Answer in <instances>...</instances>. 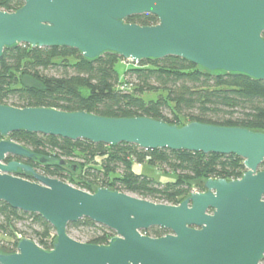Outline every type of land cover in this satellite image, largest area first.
Returning a JSON list of instances; mask_svg holds the SVG:
<instances>
[{"label":"water","instance_id":"95a60500","mask_svg":"<svg viewBox=\"0 0 264 264\" xmlns=\"http://www.w3.org/2000/svg\"><path fill=\"white\" fill-rule=\"evenodd\" d=\"M17 1L23 7L14 13L0 9V60L5 50L20 45L70 48L89 61L105 54L135 64L174 57L209 73L264 81V0ZM146 14L156 16L158 25L126 23ZM18 132L143 150L235 155L244 160L246 173L239 180L201 182L205 191L192 193L179 205L106 188L88 193L25 163L51 164L74 173L80 168L7 139ZM0 135L5 138L0 141V202L41 216L56 232L51 251L23 238L16 253L0 251V264H262L264 132L0 105ZM83 219L116 236L107 245L70 237L68 226ZM152 228L169 234H144Z\"/></svg>","mask_w":264,"mask_h":264},{"label":"trees","instance_id":"16d2710c","mask_svg":"<svg viewBox=\"0 0 264 264\" xmlns=\"http://www.w3.org/2000/svg\"><path fill=\"white\" fill-rule=\"evenodd\" d=\"M22 7L23 3L17 0H0V9L5 12L14 13ZM126 23L151 27L158 25L159 20L146 14L128 18ZM123 61L115 54L89 61L70 48L20 45L7 49L0 60V105L86 112L105 118H151L178 127L201 123L264 132V81L241 74L209 73L174 57L142 61L122 77L117 65ZM22 77L38 81L41 87L23 86ZM150 95L156 98L148 99ZM4 139L0 135V141ZM7 139L39 156L85 157L78 189L94 193L106 188L158 204H181L192 194L191 181L202 185L208 179L239 180L246 173L244 160L235 155L143 150L128 144L106 146L27 132L13 133ZM144 164L168 169L176 176L175 181L161 184L137 174L135 165ZM65 171L60 166L41 169L45 176L66 182ZM260 171H264V163ZM201 190L205 191L203 185ZM26 221L37 227L33 237L17 228ZM80 228L86 229L88 244L107 245L116 236L114 231L89 219L70 224L67 233L70 236ZM144 234L161 238L169 232L152 228ZM18 235L35 241L46 251H51L56 241L54 228L41 216L0 202V236L13 239L11 250L0 251L16 253Z\"/></svg>","mask_w":264,"mask_h":264},{"label":"rangeland","instance_id":"374dc122","mask_svg":"<svg viewBox=\"0 0 264 264\" xmlns=\"http://www.w3.org/2000/svg\"><path fill=\"white\" fill-rule=\"evenodd\" d=\"M134 65L136 66L135 63L123 61L122 63H119L117 65V70L119 71V73L123 77L125 74V71H127L129 68L134 67ZM49 74L52 75V74H54V72H50ZM21 84L23 86L30 87V88L41 87V84L38 81L31 79L29 77H22ZM154 98H156V96H154V95L148 96V99H154ZM64 160L70 164H77L80 166V168L77 170L76 173H74L72 170H70L68 168L65 169L66 170L65 173L67 174L66 183L77 188L79 186V184H81L79 177L82 174V170L84 168L83 165H84V162H86V159H85V157H82V156H75V157H70V158H64ZM134 171L137 174L146 175L150 178H153L156 182L161 183V184H165V183L170 182V181H175V179H176V176L173 175L172 173H170L168 171V169L165 168V169L161 170L159 168L152 167V166H149L147 164L135 165ZM114 178H115V176H112V179H114ZM190 185L192 188L191 193L202 192V190H201L202 186H200L197 183V181H191ZM129 195H131V194H129ZM132 196L138 197L135 195H132ZM148 201H150V200H148ZM17 228L20 231L24 232L26 235L31 236V237H33V230H37V227L36 226H30V222H28V221L23 222V223H19L17 225ZM86 233H87L86 229L80 228V229L73 230L71 232L70 237H74V238H77V239H80V240L86 242L87 238H88ZM12 243H13V239H11L9 237H5V236H0V249L5 250V251L11 250L12 248H11L10 244H12Z\"/></svg>","mask_w":264,"mask_h":264},{"label":"flooded vegetation","instance_id":"af4514ba","mask_svg":"<svg viewBox=\"0 0 264 264\" xmlns=\"http://www.w3.org/2000/svg\"><path fill=\"white\" fill-rule=\"evenodd\" d=\"M23 161L25 163H28V164L32 165L39 174H43L41 172V169L52 168V167L55 166V165H51V164L42 165V164H39L38 162H32V161H25V160H23ZM26 178L31 180V177H26Z\"/></svg>","mask_w":264,"mask_h":264},{"label":"built area","instance_id":"2783aa9c","mask_svg":"<svg viewBox=\"0 0 264 264\" xmlns=\"http://www.w3.org/2000/svg\"><path fill=\"white\" fill-rule=\"evenodd\" d=\"M86 192H88V193H93V192H89V191H86ZM23 239V237L21 236V235H18V240L20 241V240H22Z\"/></svg>","mask_w":264,"mask_h":264}]
</instances>
